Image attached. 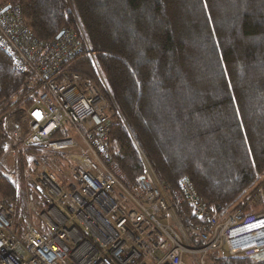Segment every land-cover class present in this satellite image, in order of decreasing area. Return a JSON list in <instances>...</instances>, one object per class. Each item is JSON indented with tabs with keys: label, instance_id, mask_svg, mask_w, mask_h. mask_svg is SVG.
I'll use <instances>...</instances> for the list:
<instances>
[{
	"label": "trees",
	"instance_id": "obj_1",
	"mask_svg": "<svg viewBox=\"0 0 264 264\" xmlns=\"http://www.w3.org/2000/svg\"><path fill=\"white\" fill-rule=\"evenodd\" d=\"M10 4L19 6L35 38L50 42L60 32L72 31L82 43L65 71L89 79L110 105L107 152L129 181L143 173V156L168 195L186 179L218 221L246 202V215L260 210L264 0ZM22 80L0 50V107ZM6 144L0 133V159ZM36 151L18 149V176L0 171V201L14 205L17 218L27 214L28 189L19 181ZM176 212L186 224L196 223L188 208ZM209 264H264V252L250 258L213 253Z\"/></svg>",
	"mask_w": 264,
	"mask_h": 264
},
{
	"label": "built area",
	"instance_id": "obj_2",
	"mask_svg": "<svg viewBox=\"0 0 264 264\" xmlns=\"http://www.w3.org/2000/svg\"><path fill=\"white\" fill-rule=\"evenodd\" d=\"M11 1L1 0L0 50L23 80L0 133L11 155H46L24 175L27 214L0 201V264H209L213 253L264 252L261 190L257 213L246 215V202L218 221L186 179L168 195L143 156V173L129 181L107 152L110 105L89 79L65 71L82 43L72 31L35 38Z\"/></svg>",
	"mask_w": 264,
	"mask_h": 264
},
{
	"label": "rangeland",
	"instance_id": "obj_3",
	"mask_svg": "<svg viewBox=\"0 0 264 264\" xmlns=\"http://www.w3.org/2000/svg\"><path fill=\"white\" fill-rule=\"evenodd\" d=\"M13 101H14V98L12 96H10L8 98V100H6V102L4 104H2V106L0 107V111H4L5 108H7L9 106V103L10 102H13ZM36 149H37V151H36L37 155L36 156H29L28 157V160H27L28 166L24 168V170H23V176L25 175V173L27 171H32V169H33V163L34 162H37V160H39V158L41 156L46 155V152L42 148H36ZM2 157L3 158L0 159V171H2L3 174H6L8 172H12V173L15 172L14 173L15 176H18L20 174V169H19V165L16 164V156L15 155H11L8 152V148H6V153H4V155ZM17 160H19V159H17ZM23 179H24V177H23ZM23 179L22 180L20 179L21 181H19V185L21 187H22V182H23V185L25 186V183H24ZM215 255H217L219 257H232V256H229L224 251L223 252H219V253H215ZM233 257H236V256H233Z\"/></svg>",
	"mask_w": 264,
	"mask_h": 264
},
{
	"label": "water",
	"instance_id": "obj_4",
	"mask_svg": "<svg viewBox=\"0 0 264 264\" xmlns=\"http://www.w3.org/2000/svg\"><path fill=\"white\" fill-rule=\"evenodd\" d=\"M62 34H63V31L58 34L56 39L60 38Z\"/></svg>",
	"mask_w": 264,
	"mask_h": 264
},
{
	"label": "snow or ice",
	"instance_id": "obj_5",
	"mask_svg": "<svg viewBox=\"0 0 264 264\" xmlns=\"http://www.w3.org/2000/svg\"><path fill=\"white\" fill-rule=\"evenodd\" d=\"M35 115L37 116V118H39V117H40V114H39V113H35Z\"/></svg>",
	"mask_w": 264,
	"mask_h": 264
}]
</instances>
